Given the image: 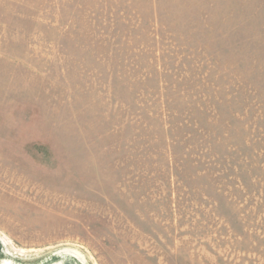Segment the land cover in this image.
Wrapping results in <instances>:
<instances>
[{
    "label": "rangeland",
    "instance_id": "obj_1",
    "mask_svg": "<svg viewBox=\"0 0 264 264\" xmlns=\"http://www.w3.org/2000/svg\"><path fill=\"white\" fill-rule=\"evenodd\" d=\"M264 264V0H0V264Z\"/></svg>",
    "mask_w": 264,
    "mask_h": 264
},
{
    "label": "crops",
    "instance_id": "obj_2",
    "mask_svg": "<svg viewBox=\"0 0 264 264\" xmlns=\"http://www.w3.org/2000/svg\"><path fill=\"white\" fill-rule=\"evenodd\" d=\"M31 264H43L42 262H34V263H31ZM54 264H63V262L59 261L57 263H54Z\"/></svg>",
    "mask_w": 264,
    "mask_h": 264
},
{
    "label": "bare ground",
    "instance_id": "obj_3",
    "mask_svg": "<svg viewBox=\"0 0 264 264\" xmlns=\"http://www.w3.org/2000/svg\"><path fill=\"white\" fill-rule=\"evenodd\" d=\"M5 264H11L10 262H6Z\"/></svg>",
    "mask_w": 264,
    "mask_h": 264
}]
</instances>
